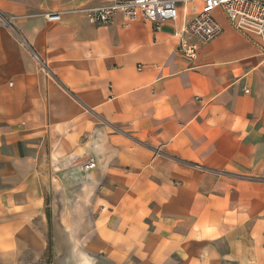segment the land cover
Segmentation results:
<instances>
[{
	"label": "crops",
	"instance_id": "0c3cea01",
	"mask_svg": "<svg viewBox=\"0 0 264 264\" xmlns=\"http://www.w3.org/2000/svg\"><path fill=\"white\" fill-rule=\"evenodd\" d=\"M115 1L0 0L19 17L0 28V260L36 217L45 249L73 194L76 249L90 213L96 253L126 264H264L261 39L218 11L192 60L171 23L45 18Z\"/></svg>",
	"mask_w": 264,
	"mask_h": 264
},
{
	"label": "built area",
	"instance_id": "2783aa9c",
	"mask_svg": "<svg viewBox=\"0 0 264 264\" xmlns=\"http://www.w3.org/2000/svg\"><path fill=\"white\" fill-rule=\"evenodd\" d=\"M193 4H197L199 9L192 17H188V7ZM181 9L185 13L182 14ZM218 11L236 30L259 37L264 48V0H119L98 7L48 12L45 18L50 23H56L62 20L63 14L79 13L94 24L109 26L115 16L122 13L128 22L137 19L151 22L156 32L164 24L171 23L174 35L179 40L178 51L194 60L201 46L223 34V27L216 16ZM18 19L17 15L0 10V28L14 31ZM95 166L94 160L90 159L84 169L89 171Z\"/></svg>",
	"mask_w": 264,
	"mask_h": 264
},
{
	"label": "rangeland",
	"instance_id": "374dc122",
	"mask_svg": "<svg viewBox=\"0 0 264 264\" xmlns=\"http://www.w3.org/2000/svg\"><path fill=\"white\" fill-rule=\"evenodd\" d=\"M71 197V205L61 208V222L56 221L55 218H60L57 215L51 223L53 232V248L51 252L48 251L49 244L45 249H41L42 243L45 241L43 238L44 232H42V224L38 221L40 217H36L37 222L33 233L35 238L25 237L20 239L15 245L7 244L2 246V248L9 251L13 250V253L6 256L4 254L0 264H126L125 254L96 253L99 251L98 245H96L97 240H94L93 244L90 240L92 234V215L90 213L86 217L87 221L79 234L81 239H78V250H74L70 235L69 233L67 234L70 223L65 221V217L71 216L72 213L73 194ZM49 198L52 199V195ZM76 209L78 207L75 208V211ZM47 227L48 225L45 223V235L48 232ZM104 239L102 242L108 241L107 238Z\"/></svg>",
	"mask_w": 264,
	"mask_h": 264
},
{
	"label": "bare ground",
	"instance_id": "6f19581e",
	"mask_svg": "<svg viewBox=\"0 0 264 264\" xmlns=\"http://www.w3.org/2000/svg\"><path fill=\"white\" fill-rule=\"evenodd\" d=\"M86 187V186H85ZM77 214H79V211L78 209H76L75 211ZM81 217V216H80ZM79 219V218H78ZM84 219V218H82ZM76 227H79V225L77 223H73V225L71 226V228H69V235H70V240L73 244V247H74V250L77 251L78 249H76L75 247V230H76Z\"/></svg>",
	"mask_w": 264,
	"mask_h": 264
},
{
	"label": "trees",
	"instance_id": "16d2710c",
	"mask_svg": "<svg viewBox=\"0 0 264 264\" xmlns=\"http://www.w3.org/2000/svg\"><path fill=\"white\" fill-rule=\"evenodd\" d=\"M46 213H47L48 221H49V224H50V234H49V240H48V244H49L48 251L51 252L52 248H53V237H52V234H51V223H50L51 212H50L49 208L47 209Z\"/></svg>",
	"mask_w": 264,
	"mask_h": 264
}]
</instances>
